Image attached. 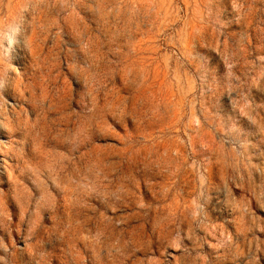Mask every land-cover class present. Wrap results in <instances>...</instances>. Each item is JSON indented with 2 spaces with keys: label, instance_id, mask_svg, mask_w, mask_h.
<instances>
[{
  "label": "clouds",
  "instance_id": "1",
  "mask_svg": "<svg viewBox=\"0 0 264 264\" xmlns=\"http://www.w3.org/2000/svg\"><path fill=\"white\" fill-rule=\"evenodd\" d=\"M0 264H264V0H0Z\"/></svg>",
  "mask_w": 264,
  "mask_h": 264
}]
</instances>
